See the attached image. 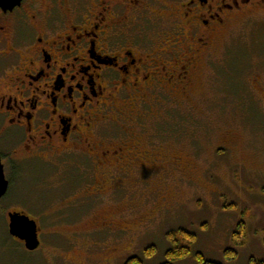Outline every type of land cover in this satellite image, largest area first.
<instances>
[{
	"label": "flooded vegetation",
	"instance_id": "obj_1",
	"mask_svg": "<svg viewBox=\"0 0 264 264\" xmlns=\"http://www.w3.org/2000/svg\"><path fill=\"white\" fill-rule=\"evenodd\" d=\"M262 7L264 0H22L0 8V162L8 182L0 215L8 234L9 214H25L41 244L39 218L21 206L38 193L20 187L15 203L9 194L14 183L49 173L59 189H72L57 197L68 200L49 216L52 227L89 219L82 233L116 238L168 205L150 185L167 167L187 180L188 154L168 150L172 130L147 127L190 103L215 41ZM94 206L104 213L94 215Z\"/></svg>",
	"mask_w": 264,
	"mask_h": 264
},
{
	"label": "rangeland",
	"instance_id": "obj_2",
	"mask_svg": "<svg viewBox=\"0 0 264 264\" xmlns=\"http://www.w3.org/2000/svg\"><path fill=\"white\" fill-rule=\"evenodd\" d=\"M262 97L264 7L238 16L227 34L215 41L211 61L203 68L190 103L179 105V109L171 106L168 112L172 111V118L153 119L147 127L172 130L169 137L176 142L168 150L188 154L187 180L178 179L179 171L167 167L150 185L159 193L158 200L165 198L163 202L168 205L152 208L146 213L149 221L130 223L120 237L101 231L82 233L90 228L85 225L89 219L75 228L46 224L54 208L68 200L57 197H68L72 189H59L58 178L50 173L38 183L23 179L13 184L9 198L15 203L14 192L20 187L38 193L32 194L25 206L18 203L29 215L39 218L41 244L33 251L23 248L10 237L0 215V264H124L131 256L141 258L144 264H162L170 247L167 236L179 229L196 238L190 255L174 264H198L196 252L220 264H249L252 257L264 259ZM220 146L229 149L217 151ZM92 211L101 215L104 208L94 206ZM239 222L245 223V229L238 235L243 243L236 245L233 234ZM151 246L153 255L145 256ZM226 249L235 250L236 257L226 258Z\"/></svg>",
	"mask_w": 264,
	"mask_h": 264
},
{
	"label": "trees",
	"instance_id": "obj_3",
	"mask_svg": "<svg viewBox=\"0 0 264 264\" xmlns=\"http://www.w3.org/2000/svg\"><path fill=\"white\" fill-rule=\"evenodd\" d=\"M245 229V226L242 222L238 224L237 231L233 234L234 242L236 245H240L243 243L242 238H239L241 235V232L243 233V230ZM239 235V237H238ZM168 240L170 243V247L166 250V260L162 264H174L175 261L179 259H183L190 255L191 253V245L195 241V234L186 231L184 229H179L174 232H169L168 234ZM145 256H151L154 253V248L151 246L149 249L145 250L144 252ZM237 253L233 249H227L225 251V256L228 259H232L236 257ZM196 260L198 264H220L214 261H208L203 258V256L196 252L195 253ZM124 264H144L143 260L137 256H131L128 259L125 260ZM249 264H264V259H255L250 258Z\"/></svg>",
	"mask_w": 264,
	"mask_h": 264
},
{
	"label": "water",
	"instance_id": "obj_4",
	"mask_svg": "<svg viewBox=\"0 0 264 264\" xmlns=\"http://www.w3.org/2000/svg\"><path fill=\"white\" fill-rule=\"evenodd\" d=\"M22 0H0V8L3 10L12 9L19 5ZM8 182L4 178L3 168L0 162V197L6 192ZM9 233L10 235L23 240L28 250H34L39 245L38 228L35 220L20 213L9 214Z\"/></svg>",
	"mask_w": 264,
	"mask_h": 264
}]
</instances>
